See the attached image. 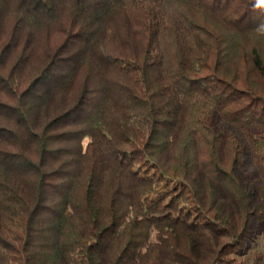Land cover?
<instances>
[{
  "label": "trees",
  "instance_id": "1",
  "mask_svg": "<svg viewBox=\"0 0 264 264\" xmlns=\"http://www.w3.org/2000/svg\"><path fill=\"white\" fill-rule=\"evenodd\" d=\"M262 222L264 4L0 0V264H245Z\"/></svg>",
  "mask_w": 264,
  "mask_h": 264
},
{
  "label": "rangeland",
  "instance_id": "2",
  "mask_svg": "<svg viewBox=\"0 0 264 264\" xmlns=\"http://www.w3.org/2000/svg\"><path fill=\"white\" fill-rule=\"evenodd\" d=\"M249 170L254 171L252 166L249 167ZM256 257H262L264 262V222L260 224L258 233L253 240L248 241L246 253L242 259L245 264H253Z\"/></svg>",
  "mask_w": 264,
  "mask_h": 264
},
{
  "label": "clouds",
  "instance_id": "3",
  "mask_svg": "<svg viewBox=\"0 0 264 264\" xmlns=\"http://www.w3.org/2000/svg\"><path fill=\"white\" fill-rule=\"evenodd\" d=\"M258 3L259 4H264V2H262V0H258Z\"/></svg>",
  "mask_w": 264,
  "mask_h": 264
},
{
  "label": "snow or ice",
  "instance_id": "4",
  "mask_svg": "<svg viewBox=\"0 0 264 264\" xmlns=\"http://www.w3.org/2000/svg\"><path fill=\"white\" fill-rule=\"evenodd\" d=\"M262 2H264V0H262Z\"/></svg>",
  "mask_w": 264,
  "mask_h": 264
}]
</instances>
